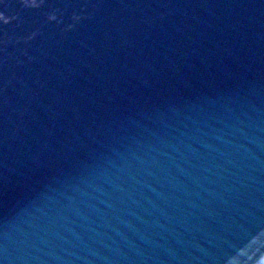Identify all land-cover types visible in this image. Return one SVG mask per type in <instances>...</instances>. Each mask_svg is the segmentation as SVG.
I'll return each instance as SVG.
<instances>
[{
    "label": "water",
    "instance_id": "95a60500",
    "mask_svg": "<svg viewBox=\"0 0 264 264\" xmlns=\"http://www.w3.org/2000/svg\"><path fill=\"white\" fill-rule=\"evenodd\" d=\"M0 264H264V0H0Z\"/></svg>",
    "mask_w": 264,
    "mask_h": 264
}]
</instances>
